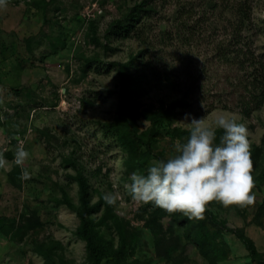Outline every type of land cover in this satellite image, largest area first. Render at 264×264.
Returning <instances> with one entry per match:
<instances>
[{"label": "rangeland", "instance_id": "374dc122", "mask_svg": "<svg viewBox=\"0 0 264 264\" xmlns=\"http://www.w3.org/2000/svg\"><path fill=\"white\" fill-rule=\"evenodd\" d=\"M233 1L7 0L0 10V264H93L77 234L78 172L88 183L90 206H97L90 216L95 240L110 250L101 264H264V106L250 119L223 109L203 116L210 125L220 115L246 124L252 204L212 201L204 219L196 220L137 202L127 188L131 172L146 171L152 160L172 154L175 139H187V123L196 117L152 124L149 112L176 100L156 86L142 85L126 111L119 65L139 71L148 63L181 80L203 71L229 30L225 5ZM248 2L251 23L244 32L264 59V0ZM136 7L150 11L138 27L142 38L109 34ZM184 11L189 17L178 19ZM184 24L195 32L190 45L181 39ZM203 79L192 82L193 95L205 92L211 100L218 76L204 72ZM118 113L129 125L122 142L102 129ZM21 142L29 157L18 166L14 154ZM108 193L112 204L104 199Z\"/></svg>", "mask_w": 264, "mask_h": 264}, {"label": "trees", "instance_id": "16d2710c", "mask_svg": "<svg viewBox=\"0 0 264 264\" xmlns=\"http://www.w3.org/2000/svg\"><path fill=\"white\" fill-rule=\"evenodd\" d=\"M225 7L230 11L232 18V22L227 20L229 30L224 31L222 39L215 43L212 53L202 66L206 76L208 72L218 76V83L213 86L216 91L212 99L204 98L202 95L205 92L193 95L195 88H192L194 87L192 82L203 79V71H201L202 73L199 71L197 74L188 72L185 75L186 78L181 80L174 72L157 70L148 63L143 64V68L139 71L135 69L137 66L130 68L129 63H125L119 65L117 74L125 98L123 106L126 111H130L132 98L141 92L142 85L145 86L143 90L153 86L168 88L176 97V100L166 108L149 112L150 121L154 125L170 122L178 115H192L200 118L215 109L236 111L244 119H250L255 112L261 110L264 106V59L256 53L252 42L244 32L247 24L251 23V4L248 0H234L231 6L227 4ZM179 14L178 19L185 20L189 17L186 11L179 12ZM147 18H150V11L136 7L122 21L116 22L109 34L117 39H127L132 35L142 38L143 35L139 33L138 27L142 20ZM190 28L189 25L184 24V30L187 33L182 35L181 39L186 45H190L191 39L195 37L193 28ZM142 55L140 53L139 57ZM92 63L87 61L86 65ZM213 65L215 66L214 71H210L211 68L206 67ZM133 68L134 70H132ZM203 80L208 82L207 77ZM200 86L204 87L205 85L202 83ZM200 104H203L205 110L200 109L202 108ZM102 129L105 134L122 142L128 133L129 125L123 115L118 113L116 120L103 124ZM128 144L130 148L135 145L132 141ZM128 165L133 167L131 162ZM75 181L79 188L78 215L81 221V228L77 234L86 242V251L92 263L101 264L102 260L110 255V250L95 240V233L92 229L94 224L90 216L94 210H97V206H90L88 183L80 172L76 174ZM106 208L110 209L108 206ZM247 246L251 250L250 253L254 254V257H258L252 245L248 244Z\"/></svg>", "mask_w": 264, "mask_h": 264}, {"label": "clouds", "instance_id": "9594fccd", "mask_svg": "<svg viewBox=\"0 0 264 264\" xmlns=\"http://www.w3.org/2000/svg\"><path fill=\"white\" fill-rule=\"evenodd\" d=\"M7 0H0V10ZM189 136L173 141V152L166 159H154L146 171L136 170L127 184L132 199L152 204L169 215L180 213L189 219L202 220L209 202L225 207L250 205L255 200L251 175V152L246 124L235 116L220 115L214 125L203 117L191 118ZM219 133V135H218ZM29 152L21 145L14 162L23 166ZM5 163L0 154V166ZM27 178V170L22 171ZM114 203L113 194H105Z\"/></svg>", "mask_w": 264, "mask_h": 264}]
</instances>
